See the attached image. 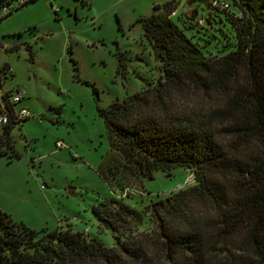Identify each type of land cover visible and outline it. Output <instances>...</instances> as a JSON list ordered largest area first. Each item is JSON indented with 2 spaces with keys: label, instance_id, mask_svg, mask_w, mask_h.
<instances>
[{
  "label": "trees",
  "instance_id": "trees-1",
  "mask_svg": "<svg viewBox=\"0 0 264 264\" xmlns=\"http://www.w3.org/2000/svg\"><path fill=\"white\" fill-rule=\"evenodd\" d=\"M202 1L206 21L199 25L190 9L183 26L203 29L220 22L222 14L234 38L227 53L206 56L204 46L168 17L176 8L173 0L153 5L152 14L138 21L162 78L100 110L121 164L149 179L157 171L189 169L193 182L144 207L154 223L150 232L130 231L131 223L141 222V212L123 201L111 197L94 204L91 213L111 233V247L69 228L35 230L0 210V264H264V0H228L227 9ZM3 79L0 75V84ZM188 87L221 93L225 100L205 111L172 108L169 95ZM4 110L1 154L2 146L13 151L16 126L9 106ZM216 126L230 136L225 147L217 141Z\"/></svg>",
  "mask_w": 264,
  "mask_h": 264
},
{
  "label": "rangeland",
  "instance_id": "rangeland-1",
  "mask_svg": "<svg viewBox=\"0 0 264 264\" xmlns=\"http://www.w3.org/2000/svg\"><path fill=\"white\" fill-rule=\"evenodd\" d=\"M166 1L31 0L0 19V66L7 64L12 71L3 79L2 90L23 89L25 97L14 109L29 111L21 126L11 131L18 155L6 146L0 153V210L11 220L48 232L69 228L111 247V233L99 227L91 213L94 204L111 197L121 200L141 212V222L131 223L130 231L150 232L154 223L144 207L187 184L189 175L182 168L170 175L157 171L149 179L121 164L100 112L162 78L138 19ZM12 4L16 6L15 1ZM188 8L197 12L194 21H206L202 0L177 7L171 20L199 48L204 46L206 56L227 53L234 38L223 15H217L220 22L205 23L203 29L186 19L193 24L186 28L183 13ZM230 11L236 13L231 7ZM12 47L16 49L9 50ZM224 100L221 93L188 87L172 92L167 101L174 109L205 111ZM214 129L225 147L230 136L219 126Z\"/></svg>",
  "mask_w": 264,
  "mask_h": 264
},
{
  "label": "built area",
  "instance_id": "built-area-1",
  "mask_svg": "<svg viewBox=\"0 0 264 264\" xmlns=\"http://www.w3.org/2000/svg\"><path fill=\"white\" fill-rule=\"evenodd\" d=\"M12 1L16 2V6L14 7L12 4ZM31 0H11L8 1L7 4H4L0 7V19L2 17H5L7 14L12 12L16 7L21 6ZM187 0H173V2L176 4V8L169 14L168 17H174L177 11V7L184 6ZM208 3L212 7H218L220 9H227L228 8V0H207ZM197 23L199 25L203 24V19L198 18ZM0 75L4 76V78L12 76V71L9 68L7 64H4L2 71H0ZM2 84H0V128L8 123V116L4 110V107L9 106L10 113L14 118V121L16 122V125H19L23 119H26L29 116V111L20 108L18 110L14 109V105L18 104L20 101H22L25 97V92L23 89L15 88L13 91H4L2 90ZM56 146L59 148H62L63 145L60 142H56ZM185 171L188 173V179L187 184L189 185L193 182V176L189 169H185ZM185 185V186H186ZM184 187V186H183ZM182 188V187H179ZM177 188V189H179Z\"/></svg>",
  "mask_w": 264,
  "mask_h": 264
},
{
  "label": "water",
  "instance_id": "water-1",
  "mask_svg": "<svg viewBox=\"0 0 264 264\" xmlns=\"http://www.w3.org/2000/svg\"><path fill=\"white\" fill-rule=\"evenodd\" d=\"M8 1H10V0H0V7L2 5H4L5 2H8ZM185 5H186V7H190L191 1L187 0L186 3H185ZM186 13H187L188 16H190L191 10L188 8L187 11H186ZM71 193H72V190H69V194H71Z\"/></svg>",
  "mask_w": 264,
  "mask_h": 264
}]
</instances>
